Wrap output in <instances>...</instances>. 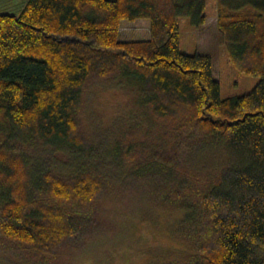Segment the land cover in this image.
<instances>
[{"label": "trees", "instance_id": "1", "mask_svg": "<svg viewBox=\"0 0 264 264\" xmlns=\"http://www.w3.org/2000/svg\"><path fill=\"white\" fill-rule=\"evenodd\" d=\"M206 9V0H27L19 14L0 13L2 249L66 264L59 258L105 200L141 185L185 211L174 236L191 249L187 264H264V0L217 3L221 47L259 77L240 96H221L209 54L180 48V19L200 29ZM142 19L148 39H119L123 21ZM107 83L135 88L137 109L99 135L85 128L84 95Z\"/></svg>", "mask_w": 264, "mask_h": 264}, {"label": "rangeland", "instance_id": "2", "mask_svg": "<svg viewBox=\"0 0 264 264\" xmlns=\"http://www.w3.org/2000/svg\"><path fill=\"white\" fill-rule=\"evenodd\" d=\"M15 1L16 4L9 1L12 3L9 5L8 1L0 0V13L19 14L25 0ZM206 1L207 19L200 29L194 27L188 17L180 19V48L185 53L198 52L212 57L213 74L220 82L222 97L248 93L259 82V77L239 72L230 62L218 40V0ZM148 22L145 19L123 21L119 39H148ZM137 96V90L131 86L107 83L91 88L84 95L85 128L99 135L101 131L115 133L127 124L128 115L136 112ZM140 187L127 185L105 200L96 222L73 240L58 263L187 264L191 249L187 241L182 242L174 236V231L184 221L185 211L156 202ZM0 264L32 263L0 247Z\"/></svg>", "mask_w": 264, "mask_h": 264}, {"label": "crops", "instance_id": "3", "mask_svg": "<svg viewBox=\"0 0 264 264\" xmlns=\"http://www.w3.org/2000/svg\"><path fill=\"white\" fill-rule=\"evenodd\" d=\"M5 1H8V4H9V1H11V2H13L14 4H16L15 2V0H5ZM27 0H25L24 1V3L21 5L22 6V8H23V6H24V4H25V2H26ZM12 3H10L9 5H11ZM149 23V22H148ZM150 37V34H149V36H148V38Z\"/></svg>", "mask_w": 264, "mask_h": 264}, {"label": "water", "instance_id": "4", "mask_svg": "<svg viewBox=\"0 0 264 264\" xmlns=\"http://www.w3.org/2000/svg\"><path fill=\"white\" fill-rule=\"evenodd\" d=\"M62 40H63V41H66V40H68V38H63Z\"/></svg>", "mask_w": 264, "mask_h": 264}]
</instances>
